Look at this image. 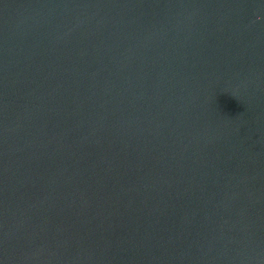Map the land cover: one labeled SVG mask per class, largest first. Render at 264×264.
Masks as SVG:
<instances>
[{"label": "water", "instance_id": "water-1", "mask_svg": "<svg viewBox=\"0 0 264 264\" xmlns=\"http://www.w3.org/2000/svg\"><path fill=\"white\" fill-rule=\"evenodd\" d=\"M0 264H264V0H0Z\"/></svg>", "mask_w": 264, "mask_h": 264}]
</instances>
